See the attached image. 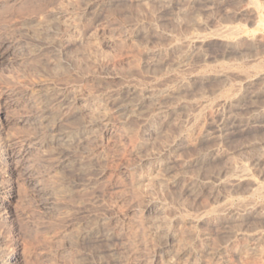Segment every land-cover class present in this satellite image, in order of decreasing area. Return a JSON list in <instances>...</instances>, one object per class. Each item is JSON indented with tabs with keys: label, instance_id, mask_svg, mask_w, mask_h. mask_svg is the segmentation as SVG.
<instances>
[{
	"label": "rangeland",
	"instance_id": "374dc122",
	"mask_svg": "<svg viewBox=\"0 0 264 264\" xmlns=\"http://www.w3.org/2000/svg\"><path fill=\"white\" fill-rule=\"evenodd\" d=\"M0 15L3 131L41 141L30 173L0 168V257L264 264V0H0Z\"/></svg>",
	"mask_w": 264,
	"mask_h": 264
},
{
	"label": "bare ground",
	"instance_id": "6f19581e",
	"mask_svg": "<svg viewBox=\"0 0 264 264\" xmlns=\"http://www.w3.org/2000/svg\"><path fill=\"white\" fill-rule=\"evenodd\" d=\"M27 1V0H26ZM57 1V0H56ZM24 2V1H23ZM250 2V1H249ZM255 3V2H254ZM32 4V3H30ZM10 5V4H9ZM21 5V4H20ZM26 5V3H25ZM39 5V4H38ZM13 6V5H12ZM257 6V3L256 5ZM21 7V6H20ZM24 8V6H23ZM258 8V7H257ZM45 9V7H44ZM2 10V9H1ZM21 10V9H20ZM27 10V9H26ZM22 11V10H21ZM26 12V11H25ZM37 12V10H36ZM40 12V10H39ZM252 12V11H251ZM11 13V12H10ZM21 13V12H20ZM27 13H28V10H27ZM22 15V14H21ZM1 16V15H0ZM12 16V15H11ZM9 17V16H8ZM14 17V16H12ZM12 21V20H11ZM9 21V22H11ZM22 21V20H20ZM6 22V21H5ZM239 29H236V28H233V27H227L225 29V36H233V35H236L238 34V31ZM7 35V34H6ZM5 35V36H6ZM13 35V34H12ZM220 35V34H219ZM261 35V34H260ZM263 37V36H262ZM6 38V37H5ZM4 38V39H5ZM110 38V37H109ZM2 40V38H1ZM6 40V39H5ZM0 41V61L2 60H5V57H6V54L8 53V51L10 50V44L8 45V43L6 41ZM260 40V39H259ZM233 41V40H232ZM237 41V40H235ZM262 43V42H261ZM21 45V44H20ZM15 47V46H14ZM185 67V66H184ZM221 71V70H220ZM228 72V71H227ZM161 84V83H160ZM139 89V88H138ZM4 91V90H3ZM49 91V90H48ZM15 92V91H14ZM52 92V91H51ZM2 93V92H1ZM59 93V92H58ZM233 93V92H232ZM53 95L55 93H52ZM20 95V94H19ZM45 95V94H44ZM142 95V94H141ZM48 96V95H47ZM70 96V94H69ZM143 96V95H142ZM227 96V95H226ZM45 97V96H44ZM75 97V96H74ZM77 97V96H76ZM33 98V97H32ZM67 98V96H66ZM69 98V97H68ZM49 99V98H48ZM75 99V98H74ZM233 99V98H232ZM59 100V99H58ZM51 101V100H50ZM53 101V100H52ZM223 101V100H222ZM38 103V102H37ZM40 103V102H39ZM47 103V102H46ZM133 103V102H132ZM52 104V103H51ZM122 104V103H121ZM135 104V103H133ZM64 105V104H63ZM67 105V104H66ZM13 106V101L12 99H6V100H1L0 102V112H2L0 114V168L2 170H4L8 175H14L16 174L18 171H21L22 169L26 170L27 173H30L32 170H33V164H31V158H32V155L33 153L39 149V145H40V136H18V137H11L8 136L5 134V132L3 131L5 129V126L8 122V118L6 116V112L7 110H9L11 107ZM32 106V105H31ZM121 106V105H120ZM131 106V105H130ZM133 106V105H132ZM135 106V105H134ZM204 106V105H203ZM26 107V106H25ZM33 107V106H32ZM48 107V106H47ZM68 107V106H67ZM136 107V106H135ZM46 108V107H45ZM62 108V107H61ZM129 108V107H127ZM133 108V107H131ZM130 108V109H131ZM161 108V107H160ZM20 109V108H19ZM29 109V108H28ZM124 109H126V106H124ZM123 109V110H124ZM41 110V108H40ZM19 111V110H18ZM53 111V110H52ZM70 111V110H69ZM135 111V110H134ZM41 112V111H40ZM123 112V111H122ZM129 112V110H128ZM136 112V111H135ZM137 113V112H136ZM42 114V113H41ZM13 115V114H12ZM19 115V114H17ZM39 116V115H38ZM127 116V115H126ZM58 117V115H57ZM138 117V116H137ZM55 118V117H54ZM50 120V119H49ZM54 122V121H53ZM247 122V121H246ZM45 123V122H44ZM235 123V122H234ZM23 124V122H22ZM44 125V124H43ZM59 125V124H58ZM104 125H108V123H105ZM234 126V125H233ZM57 127V126H56ZM123 127V126H122ZM42 129V128H41ZM37 130V129H35ZM198 130V129H197ZM29 131V130H28ZM27 131V132H28ZM34 131V130H33ZM116 131V130H115ZM26 132V131H25ZM191 132V131H190ZM189 132V133H190ZM33 133V132H32ZM31 133V134H32ZM45 133V132H44ZM55 133V132H54ZM119 133V132H118ZM68 134V133H67ZM89 134V133H88ZM93 134V133H92ZM123 134V133H122ZM188 134V133H187ZM221 134V133H220ZM25 135V134H24ZM45 135V134H43ZM70 135V134H69ZM126 136V135H125ZM131 136V135H130ZM44 137V136H42ZM88 137V136H87ZM108 137V136H107ZM192 137V136H191ZM53 138V136H52ZM57 142H65L67 140H70L71 139V136H64V137H60V138H55ZM111 139V138H110ZM115 139V138H114ZM46 140V139H45ZM53 140V139H52ZM94 140V139H93ZM113 140V139H112ZM43 141V140H42ZM116 141V140H115ZM122 141V140H121ZM102 142V141H100ZM64 144V143H63ZM42 151V150H41ZM44 154V153H43ZM68 155V154H67ZM130 155V154H129ZM35 156V155H34ZM50 156V155H49ZM90 156V155H89ZM36 157V156H35ZM38 157V156H37ZM65 157V156H64ZM34 158V157H33ZM42 158V157H41ZM44 159V158H43ZM60 159V158H59ZM35 160V159H34ZM33 161V159H32ZM40 161V160H39ZM33 163V162H32ZM41 168V167H40ZM245 169V168H244ZM23 170V171H24ZM242 170V169H241ZM35 172V171H34ZM33 172V173H34ZM244 172V171H243ZM20 173V172H19ZM22 173V172H21ZM2 174V173H1ZM37 174H38V171H37ZM243 175L245 173H242ZM241 174V176H242ZM28 175V174H27ZM26 175V176H27ZM32 175V174H31ZM2 176V175H1ZM30 176V175H29ZM234 176V175H233ZM240 176V177H241ZM4 177V176H2ZM23 177V176H22ZM33 177V176H32ZM8 178V177H7ZM10 178V177H9ZM236 178V177H235ZM251 178V177H250ZM9 181V179H1L0 178V191L1 189L3 188L4 186V183ZM38 181V179H37ZM9 183V182H8ZM6 184V183H5ZM21 184V183H20ZM256 184V183H255ZM5 187V186H4ZM34 189V188H33ZM38 191V190H37ZM45 191V190H44ZM264 192V184L262 183H257L254 187V193H262ZM229 198V197H228ZM7 199V198H5ZM230 199V198H229ZM242 200V199H241ZM252 200V199H251ZM244 201V200H243ZM248 201V200H247ZM250 201V200H249ZM230 203V201H229ZM252 204V203H251ZM249 204V206L251 205ZM255 204V202H254ZM225 205V204H224ZM228 205V203L226 204ZM240 205V204H239ZM222 206V204H221ZM220 206V207H221ZM247 206V205H246ZM245 206V207H246ZM252 206V205H251ZM219 207V208H220ZM226 207V206H225ZM244 207V208H245ZM236 209V207H234ZM242 207V209H244ZM250 208V207H248ZM253 208V207H251ZM250 208V209H251ZM240 210V209H238ZM225 211V210H224ZM223 211V212H224ZM235 211V210H234ZM241 212V211H240ZM236 213V212H235ZM239 213V211H237V214ZM231 214V213H230ZM2 216V215H1ZM118 216V215H117ZM237 216V215H236ZM110 218V217H109ZM119 218V217H118ZM3 220V219H2ZM173 223V222H172ZM99 224V223H98ZM97 224V226H98ZM93 225V224H91ZM104 226V225H103ZM121 226V225H120ZM168 226V225H167ZM97 228V227H96ZM101 229V228H100ZM102 230V229H101ZM172 230V229H171ZM165 231V230H164ZM101 232V231H100ZM167 232V231H166ZM65 233V232H64ZM99 233V232H98ZM116 235V233H115ZM172 236V235H170ZM175 236V235H174ZM107 237V236H106ZM163 238V237H161ZM160 238V239H161ZM183 239V238H182ZM107 240V239H106ZM160 241V240H159ZM166 241V240H165ZM172 242V241H171ZM260 242V241H259ZM123 243V242H122ZM160 243V242H159ZM167 243V242H166ZM158 244V243H157ZM162 244V243H160ZM123 245V244H122ZM187 245V244H185ZM184 245V246H185ZM156 246V244H155ZM177 246V245H176ZM181 246V245H180ZM189 246V245H188ZM260 246V245H259ZM196 247V246H195ZM233 248V247H232ZM136 249V248H135ZM172 249V247H171ZM258 251L260 248H257ZM132 250V249H131ZM249 250V249H248ZM253 250H256V249H253ZM134 251V250H133ZM257 251V250H256ZM189 252V251H188ZM187 252V253H188ZM199 252V251H198ZM249 252V251H248ZM254 252V251H253ZM5 254V253H4ZM200 254V253H199ZM253 254V253H252ZM261 255V254H260ZM161 256V255H160ZM195 256V255H194ZM201 256V255H200ZM148 257V256H147ZM197 258V257H196ZM195 258V259H196ZM137 260V259H136ZM201 260V259H200ZM185 261V260H184ZM139 262V261H138ZM157 262V261H156ZM168 262V261H167ZM170 262V261H169ZM161 263V262H160ZM210 263V262H209ZM0 264H19V261H18V256L15 255L14 253L10 254V255H7V256H1L0 257ZM172 264V263H171Z\"/></svg>",
	"mask_w": 264,
	"mask_h": 264
}]
</instances>
